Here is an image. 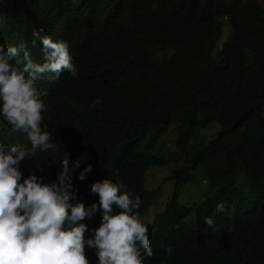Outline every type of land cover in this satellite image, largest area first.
<instances>
[{"label":"trees","instance_id":"16d2710c","mask_svg":"<svg viewBox=\"0 0 264 264\" xmlns=\"http://www.w3.org/2000/svg\"><path fill=\"white\" fill-rule=\"evenodd\" d=\"M225 24L229 37L215 55ZM40 28L67 41L77 76L37 81L54 147L29 157L31 167L51 183L63 159L81 160L72 181L78 200L98 203L90 185L119 181L141 198L142 220L158 201L144 176L165 162L141 152L149 133L177 121L176 149L187 155L197 132L216 122V136L175 172L171 199L144 221L154 252L145 264H264V0H0V43L24 41L43 62L40 43L31 45ZM15 61L22 66V56ZM89 163L92 171L76 179ZM195 168L213 192L191 207L179 195ZM83 222L99 226L100 211ZM85 254L96 264L93 248Z\"/></svg>","mask_w":264,"mask_h":264},{"label":"clouds","instance_id":"9594fccd","mask_svg":"<svg viewBox=\"0 0 264 264\" xmlns=\"http://www.w3.org/2000/svg\"><path fill=\"white\" fill-rule=\"evenodd\" d=\"M42 32L33 29L31 45L40 43L43 62L34 61L24 41L18 46L0 43V264H89L85 246L95 250L96 264H145L154 252L148 226L136 213L142 204L138 195L123 191L122 182L105 178L90 185L98 203L85 206L72 190L73 170L81 160L63 159L51 183L28 162L38 151L54 147L41 125L46 104L37 81L57 80L62 72L77 76L67 41ZM21 56L19 66L14 58ZM6 124L26 135L29 143L6 135ZM92 168L91 163L85 165L76 179L83 181ZM216 207L224 210L223 204ZM98 210L99 226L90 228L83 221ZM204 222L214 224L212 217ZM171 251L164 248L168 255Z\"/></svg>","mask_w":264,"mask_h":264},{"label":"rangeland","instance_id":"374dc122","mask_svg":"<svg viewBox=\"0 0 264 264\" xmlns=\"http://www.w3.org/2000/svg\"><path fill=\"white\" fill-rule=\"evenodd\" d=\"M226 19H224V23ZM229 37V26L225 24L223 27L222 37L214 50V54L224 42L227 43ZM177 121H172L164 132L159 134H151L147 136L145 145L141 147L143 154H153L165 160L164 164L150 165L145 176V187L152 190L157 194L158 201L155 205L151 206L148 215L143 216L145 220L150 221L156 211L164 208L165 203L172 197L175 172L184 166L191 164V158L196 151L205 146L210 139L216 136L219 125L216 122L210 123L207 127L200 129L197 135L190 141V153L183 155L176 149V139L178 134ZM193 178L185 182L180 189L179 201L183 204L195 207L204 198L212 194L213 187L208 185L205 172L201 168L192 170ZM154 212V213H153ZM192 215L189 214L187 218V227L192 225Z\"/></svg>","mask_w":264,"mask_h":264}]
</instances>
